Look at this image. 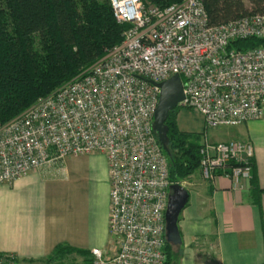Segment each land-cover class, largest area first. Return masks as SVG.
I'll return each mask as SVG.
<instances>
[{
	"label": "built area",
	"instance_id": "obj_1",
	"mask_svg": "<svg viewBox=\"0 0 264 264\" xmlns=\"http://www.w3.org/2000/svg\"><path fill=\"white\" fill-rule=\"evenodd\" d=\"M122 40L82 73L0 122V186L68 156L101 153L110 183L108 245L90 250V264H165L167 156L152 126L160 88L178 74V106L206 126H237L264 111V13L210 24L202 0L160 7L143 0H109ZM198 171L214 182L224 175L243 186L252 175L249 140L201 142ZM0 252V264H17Z\"/></svg>",
	"mask_w": 264,
	"mask_h": 264
},
{
	"label": "crops",
	"instance_id": "obj_2",
	"mask_svg": "<svg viewBox=\"0 0 264 264\" xmlns=\"http://www.w3.org/2000/svg\"><path fill=\"white\" fill-rule=\"evenodd\" d=\"M195 115L180 117L177 113L180 130L201 132L203 118ZM242 127L241 133L218 141L252 142V174L258 192L250 181L235 186L224 175L191 186L178 223L184 245L182 264H198L197 253L203 249L207 264H264V111ZM67 168L72 169L71 180L62 183L69 174ZM83 170H88L85 177ZM108 181L106 157L91 153L50 162L12 184L1 185L0 252L14 253L17 264L66 255L80 264L91 260L92 248L105 250L108 245ZM65 245L66 249L55 254ZM209 247H214L215 259L207 256Z\"/></svg>",
	"mask_w": 264,
	"mask_h": 264
},
{
	"label": "trees",
	"instance_id": "obj_3",
	"mask_svg": "<svg viewBox=\"0 0 264 264\" xmlns=\"http://www.w3.org/2000/svg\"><path fill=\"white\" fill-rule=\"evenodd\" d=\"M180 1L143 0L145 4L160 7ZM202 1L210 24L264 13V0ZM5 2L10 27L0 10V122L16 117L39 97L82 73L106 48L122 40V31L127 27L115 20L109 0ZM232 45L238 48L259 46L264 45V39L237 40ZM174 109L169 111L165 121L171 155L167 156L164 151L172 183L198 170L202 137L199 132L180 130ZM253 175L249 181L258 192ZM167 243L165 264L170 257ZM61 249H66V245L59 246L55 254Z\"/></svg>",
	"mask_w": 264,
	"mask_h": 264
},
{
	"label": "water",
	"instance_id": "obj_4",
	"mask_svg": "<svg viewBox=\"0 0 264 264\" xmlns=\"http://www.w3.org/2000/svg\"><path fill=\"white\" fill-rule=\"evenodd\" d=\"M160 88L158 103L153 114L152 126L167 156L171 155L168 125L166 119L169 111L176 108L184 98L182 79L178 74L156 83ZM168 202L165 210L166 239L174 245L182 241L178 228L179 214L185 207L189 192L180 182L172 183L169 188Z\"/></svg>",
	"mask_w": 264,
	"mask_h": 264
},
{
	"label": "rangeland",
	"instance_id": "obj_5",
	"mask_svg": "<svg viewBox=\"0 0 264 264\" xmlns=\"http://www.w3.org/2000/svg\"><path fill=\"white\" fill-rule=\"evenodd\" d=\"M145 4V3H144ZM0 10L1 12L3 13V17L4 19L7 20V25L8 27H10V21H9V17H8V13H7V5H6V2L5 0H0ZM175 110V109H174ZM175 114H179L180 117H183V116H196L195 112L194 111H190L186 108H178L175 110ZM243 124H240V125H237V126H227V125H220V126H216V127H208L206 126V124L204 123L203 121V128L201 129L202 131L199 132L202 134V137H201V140L200 142H202L205 137L208 139V140H211V141H218L220 139H223V138H226V137H230L234 134H238V133H241L243 131ZM177 127L179 128L178 124H177ZM180 129V128H179ZM68 173L72 171L71 168H67L66 170ZM86 171V173H85ZM87 172L88 170H83L82 171V176L85 177V175H87ZM72 174V172H71ZM71 174L69 173L67 178H63V182L65 181H70L71 180ZM201 177V175H200ZM198 176V170H196L195 172H193L191 175H189L188 177L186 178H183L180 183H182V185H184L188 191H191L192 190V187L193 185H201L203 184V181H205L203 178H200ZM208 182V181H207ZM180 217H181V214L179 215V219H178V223H179V220H180ZM179 228V226H178ZM180 231V230H179ZM168 244V248H170L168 251H169V258H168V264H182V258L184 256V245L183 243L181 242L180 244L177 243V245H174L170 242L167 243ZM211 248V249H210ZM210 249V250H209ZM204 253L206 252L205 249H203ZM208 250V255L210 258L212 259H215V251H214V247H209L207 248ZM198 252L200 253H197V255H199V258L197 260V263L198 264H207L208 262L206 261L207 257H205L206 255L203 254L202 250H198ZM55 256V255H54ZM72 256V255H71ZM70 255L69 256H63L62 258H58L57 256H55V258H52V257H47V258H42L41 260H37V261H34L32 262V264H80V262H73L72 259H74V257H71ZM91 263V260L89 259H85L84 260V264H87V263ZM216 262V261H215ZM214 262V263H215Z\"/></svg>",
	"mask_w": 264,
	"mask_h": 264
}]
</instances>
